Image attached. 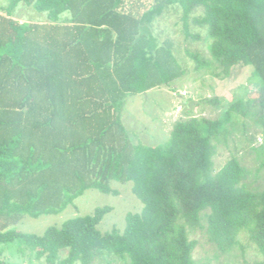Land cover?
I'll use <instances>...</instances> for the list:
<instances>
[{
	"label": "trees",
	"instance_id": "1",
	"mask_svg": "<svg viewBox=\"0 0 264 264\" xmlns=\"http://www.w3.org/2000/svg\"><path fill=\"white\" fill-rule=\"evenodd\" d=\"M22 5L45 20H20ZM170 7L180 9L186 37L200 36L190 23L205 30L210 59L194 54L197 69L223 77L248 66L256 89L214 118H177L165 142L145 145L131 137L121 112L128 96L169 86L185 72L172 43L159 44L150 29ZM208 100L220 106L217 97ZM244 119L264 137V0H6L0 264L6 246L28 264H95L103 255L128 264H207L193 255L198 229L215 259L236 248L244 258L251 247L260 257L254 264H264V140L255 145V133L246 136ZM238 135L246 136L254 166L236 150L215 168L217 144ZM117 185L139 203L122 227L101 228L109 205L40 234L12 227L24 216L61 212L89 189L117 194Z\"/></svg>",
	"mask_w": 264,
	"mask_h": 264
},
{
	"label": "rangeland",
	"instance_id": "2",
	"mask_svg": "<svg viewBox=\"0 0 264 264\" xmlns=\"http://www.w3.org/2000/svg\"><path fill=\"white\" fill-rule=\"evenodd\" d=\"M5 3L6 0H0V5ZM200 11L198 9L193 14H198ZM27 14H30L33 20H45L44 14L30 12L25 5L19 7L16 17L22 20L27 17ZM150 29L159 44H163L165 41L172 43L173 53L184 67L185 72L181 77L172 81L169 86L154 87L146 92L127 97L121 118L131 132V137L135 140L145 145H157L165 142L177 118L188 113L214 118L237 98L248 97L255 92L256 80L248 66L237 64L229 70L228 75L223 77L212 75L207 68L197 69L194 54H199L204 59H210L205 30L190 23V31L198 33L200 36L196 39L186 37L178 7H170L161 16L156 17L150 25ZM211 67L215 69L214 63L211 64ZM213 97L219 99V107L209 102L208 99ZM244 120L246 136L255 133L254 144L258 145L264 140L260 127L255 125L251 119ZM246 136L238 135L233 139L229 137L226 143L217 144L213 157L215 168H219L236 150H239V155L243 156L244 165L248 168L254 166L255 162L251 153L248 152ZM259 182L262 183V179ZM115 188L118 191L117 194L104 193L95 189L86 190L84 194L76 198L74 204L61 212L43 214L36 218L24 216L12 227L40 234L49 225H60L67 217L88 213L99 205L111 206V210L106 214L101 224L103 230L112 226L122 227L126 213L130 210H137L139 203L127 185H117ZM191 237L197 240L193 253L194 258L205 261L207 264H254L255 260L260 259L251 247L247 249L244 258L240 249L236 248L232 254H222L215 259L213 257L214 247L208 242L203 230H196L191 234ZM243 241H245V237H243ZM1 258L6 259V264H28L17 253L14 246L4 247ZM32 264H44V262L35 261ZM95 264H128V262L113 255H103L96 260Z\"/></svg>",
	"mask_w": 264,
	"mask_h": 264
}]
</instances>
